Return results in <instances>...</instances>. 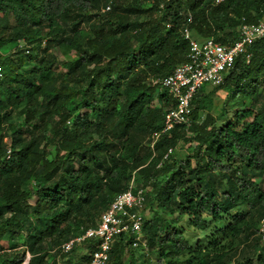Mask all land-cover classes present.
<instances>
[{
	"label": "trees",
	"instance_id": "obj_1",
	"mask_svg": "<svg viewBox=\"0 0 264 264\" xmlns=\"http://www.w3.org/2000/svg\"><path fill=\"white\" fill-rule=\"evenodd\" d=\"M190 14L195 38L229 44L264 21V0H0V264H74L77 247L96 241L62 244L132 181L149 202L142 241L155 262L144 254V264H264V101L242 90L243 107L215 117L201 89L190 129L152 145L172 103L154 80L188 60ZM247 52L226 74L232 97L245 83L264 96V38ZM179 145L185 157L164 159ZM182 222L214 223L207 245L194 249ZM132 242L115 239L111 264H135Z\"/></svg>",
	"mask_w": 264,
	"mask_h": 264
},
{
	"label": "built area",
	"instance_id": "obj_2",
	"mask_svg": "<svg viewBox=\"0 0 264 264\" xmlns=\"http://www.w3.org/2000/svg\"><path fill=\"white\" fill-rule=\"evenodd\" d=\"M225 0H214L216 5ZM110 7H107L109 10ZM183 28L182 34L190 43L188 60L178 65L170 74L154 80L161 91H166L172 97V103L164 115V125L161 132L152 135V145L162 133L170 132L177 126L190 129L193 120L192 102L205 84L221 87L225 84L226 74L234 67L236 60L245 56L250 62L252 55L247 52V44L264 38V21L254 24H243L239 29V39L233 43L223 44L215 37L198 40L192 34L189 23ZM7 141V139H6ZM10 145V141H8ZM174 149L165 154L167 159ZM11 157V148L7 150V159ZM162 165V162L159 166ZM147 206V191L137 187L132 181L127 189L119 194L110 207L102 214L97 225L89 227L85 232L71 238L62 244L63 252H70L76 244L88 239L96 241V247L88 252L91 264H111V253L115 239L122 233L132 236V247L143 243L144 211ZM259 234L264 238V217L260 222ZM30 255L28 254V259Z\"/></svg>",
	"mask_w": 264,
	"mask_h": 264
},
{
	"label": "rangeland",
	"instance_id": "obj_3",
	"mask_svg": "<svg viewBox=\"0 0 264 264\" xmlns=\"http://www.w3.org/2000/svg\"><path fill=\"white\" fill-rule=\"evenodd\" d=\"M84 27H87L86 25ZM21 45H23V41H21ZM55 52L58 54V56L60 57L61 60L64 59V57L61 55V53L58 50H55ZM64 61V60H63ZM70 67V66H69ZM66 70H68V68H66ZM258 89L263 88L264 89V81L261 82L258 86ZM241 89L237 92L236 95H234L233 97L229 95V92L227 90V87H222V88H218V90L216 91V93H213V91H215L217 88H215L214 86H212L211 84H205L203 86V92L202 94H210V96L212 97V111L211 114L213 116H217L219 114V112L222 110V108L226 105V107L229 109V116L233 113V111L239 107H243V102L246 101L247 99L245 98L243 91L242 90H246L247 94L246 97L251 98V100H254V102H256V104H261L264 101V96L261 95V93H258L259 91L255 88H250V83H245L244 86L240 87ZM243 88V89H242ZM214 94V95H213ZM257 97L260 98V101H256ZM258 98V99H259ZM208 112H205L202 114V119L201 121H203L206 118ZM15 123H20L22 121V118H20L18 115H15V119H14ZM200 121V122H201ZM219 125V123H217ZM192 133V132H191ZM189 131V134H191ZM7 142L9 141L8 138ZM50 149H53V146H50ZM186 149L182 147V145H179L175 148L174 150V155L177 157L178 160H180L181 158L185 157ZM193 163L195 164V161H193ZM149 202L147 200V206L146 209L143 213L144 217L149 215ZM242 211H246V208L242 207L241 208ZM98 222V221H97ZM181 228L185 234V236L189 239V241L192 243L193 248H198V243H201L203 246H206L208 243L207 237L210 235V233L215 230V224L213 223L210 227V229L208 231H203V230H199L196 229L194 227H192L188 222H182L181 224ZM220 227V226H218ZM242 245V244H241ZM250 248H244L247 250H251L253 251V249ZM133 250H135V253L137 254L136 256V261L135 264H144V258L142 255L145 254V256L147 258H151L153 259L152 263L155 262V259L153 257V255L151 254V249L150 248H145L143 247L142 244H139V246L137 247H133ZM80 256H84V262L87 263L88 259H89V254L86 250V247L83 244H80L77 247V251L75 254V259L73 261L74 264H80ZM130 255H126V259H129ZM60 264H64V261L61 260Z\"/></svg>",
	"mask_w": 264,
	"mask_h": 264
},
{
	"label": "clouds",
	"instance_id": "obj_4",
	"mask_svg": "<svg viewBox=\"0 0 264 264\" xmlns=\"http://www.w3.org/2000/svg\"><path fill=\"white\" fill-rule=\"evenodd\" d=\"M222 87H224V86H221V87H215V88H222ZM202 89H203V88H202ZM198 93H199V92H198ZM198 93H197V94H198ZM195 97H196V96H195Z\"/></svg>",
	"mask_w": 264,
	"mask_h": 264
},
{
	"label": "crops",
	"instance_id": "obj_5",
	"mask_svg": "<svg viewBox=\"0 0 264 264\" xmlns=\"http://www.w3.org/2000/svg\"><path fill=\"white\" fill-rule=\"evenodd\" d=\"M220 89V88H219ZM218 89H216L215 91H214V93H216V91H217ZM214 95V94H213Z\"/></svg>",
	"mask_w": 264,
	"mask_h": 264
}]
</instances>
